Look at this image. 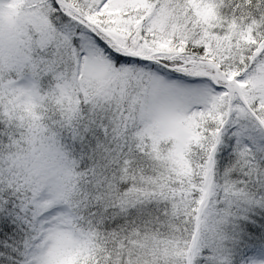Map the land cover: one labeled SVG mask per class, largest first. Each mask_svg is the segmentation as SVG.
Returning a JSON list of instances; mask_svg holds the SVG:
<instances>
[{
	"label": "snow or ice",
	"instance_id": "obj_1",
	"mask_svg": "<svg viewBox=\"0 0 264 264\" xmlns=\"http://www.w3.org/2000/svg\"><path fill=\"white\" fill-rule=\"evenodd\" d=\"M0 264H264V0H0Z\"/></svg>",
	"mask_w": 264,
	"mask_h": 264
}]
</instances>
